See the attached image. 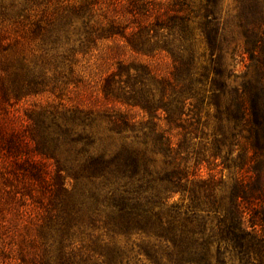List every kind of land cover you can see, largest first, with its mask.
<instances>
[{
	"label": "trees",
	"instance_id": "16d2710c",
	"mask_svg": "<svg viewBox=\"0 0 264 264\" xmlns=\"http://www.w3.org/2000/svg\"><path fill=\"white\" fill-rule=\"evenodd\" d=\"M233 3L223 13L220 0H115L72 8L58 19L68 29L36 23L40 55L72 34L88 51L110 43L99 56L100 106L10 110L44 85V70L5 58L0 171L32 201L55 189L33 264H124L119 237L134 238L141 264H264V0ZM8 41L1 31L2 53ZM97 119L121 137L114 153L87 150ZM223 146L237 154L227 193L200 177ZM84 215L106 231H74Z\"/></svg>",
	"mask_w": 264,
	"mask_h": 264
},
{
	"label": "rangeland",
	"instance_id": "374dc122",
	"mask_svg": "<svg viewBox=\"0 0 264 264\" xmlns=\"http://www.w3.org/2000/svg\"><path fill=\"white\" fill-rule=\"evenodd\" d=\"M114 1L0 0V32L7 30L9 39L7 43L11 46L4 53L0 51V78L5 76V64L9 62V60L5 61V58L10 56L11 58L19 56V59L25 60V64L36 63L44 70L42 73L44 74V85L38 91L25 95L10 110L17 109L22 115L23 110L26 109L39 110L48 107L61 109L75 103L88 107L102 105L101 86L103 81L101 76L103 75L100 74V71L104 67L100 65L99 56L109 48L110 43H101L96 51L92 50L93 46H89L91 51H88L84 47L78 48V42L74 43L76 38L72 34L67 36L69 37L68 41L62 40V46L58 52L45 56L40 55L41 52L37 51V42L30 31L36 23L46 27L52 24L50 23L52 21L54 24L57 23V27L68 29L69 19H64L60 23H58V19L62 16L70 17L72 8L86 6L88 9H94ZM233 1L220 0V10L223 13L231 11L234 6ZM70 31L73 33L72 29ZM236 43L239 45L241 42L236 40ZM233 46L234 44H231V47ZM72 47L76 52L71 51ZM126 57L131 59L129 54ZM226 61L230 69L235 66L236 75H241L244 72L243 64H236L239 61L238 57L232 59L227 55ZM110 69H115V65L112 64ZM239 81V79L236 80L235 84H238ZM87 131L91 134L92 142L88 144L87 150L92 155L114 153L123 143L121 137L108 132L102 120L97 119ZM206 142L205 139H202L200 144L203 145ZM202 153L205 154V160H209L212 151L208 149ZM236 156V153L231 154L229 149L223 146L216 159L211 158L208 163H203L200 177L208 179L215 176L216 181L221 180V188L224 193H227L238 172V168L233 164ZM192 162L193 160L190 164ZM7 177L6 173L0 171V264L2 261L9 264H33L32 254L39 247L40 233L47 231L48 215L54 214L55 189L53 185H50L52 195L47 193L43 200L32 201L24 188L16 185ZM20 194H24L23 197ZM102 221H104L102 218H98L92 224L84 215L75 223L74 231H106ZM99 244L98 242L93 246V249H95L94 247L98 248L95 250L97 252L100 249L99 246H102ZM115 244L126 253L124 262L127 263L124 264H141L140 261L137 262L139 256L133 247V244H136L134 238L127 241L123 237H119L116 238ZM84 246L87 248L89 243H85ZM131 248L134 249L130 251Z\"/></svg>",
	"mask_w": 264,
	"mask_h": 264
}]
</instances>
